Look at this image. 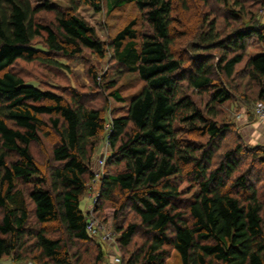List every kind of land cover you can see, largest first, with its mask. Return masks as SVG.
<instances>
[{
  "label": "trees",
  "instance_id": "1",
  "mask_svg": "<svg viewBox=\"0 0 264 264\" xmlns=\"http://www.w3.org/2000/svg\"><path fill=\"white\" fill-rule=\"evenodd\" d=\"M98 1L69 0L67 11L43 24L39 15L54 11L47 1L34 7L31 0H0V262L87 264L73 250L93 240L90 208L100 220L109 206L117 244L129 248L140 230L146 237L137 252L123 257L125 264H166L173 253L180 264H264V177L254 174L264 168V146H247L239 132L234 148L216 157L230 129L218 125V107L236 96L248 107L264 105V23L230 25L225 36L205 16L207 30L188 44V60L174 50L176 38L185 35L175 29V0H106L108 16L138 10L109 41L78 14L83 5L101 13ZM198 1L228 9L231 0ZM229 14L238 24L239 14ZM253 38L259 52L250 55ZM85 51L99 58L111 51L119 74L144 86L108 127L107 105L93 107L78 91L64 97L42 90L12 71L34 61L68 71L53 55L72 59ZM88 72L111 99L126 103L115 80L104 76L101 82L92 67ZM241 82L249 93L240 96L235 87ZM187 90L209 94L205 111ZM47 128L56 141L44 171L32 146L42 145ZM106 130L105 173L85 213L82 198L93 191L91 165ZM191 135L208 143L186 138ZM247 160L251 166L244 171ZM187 168L199 191L185 203L176 180ZM129 212L136 219L124 225ZM97 247L92 264H104L103 246Z\"/></svg>",
  "mask_w": 264,
  "mask_h": 264
},
{
  "label": "rangeland",
  "instance_id": "2",
  "mask_svg": "<svg viewBox=\"0 0 264 264\" xmlns=\"http://www.w3.org/2000/svg\"><path fill=\"white\" fill-rule=\"evenodd\" d=\"M46 1L53 7L54 11L43 12L39 15L38 19L43 24H49L52 20H54L56 12H65L70 8L69 0H31L34 7L42 6ZM98 2H101L104 7V10L101 13L95 12L90 6L83 5L79 9L78 14L96 30L98 38L102 41H109L110 36H114L122 27L127 25L138 14V10L134 7H127L116 10L108 16L106 14L105 7L106 0H99ZM174 2L175 11L173 16L177 19L175 29L178 33L185 34L182 37L176 38L174 50L178 55H181L188 60H190L191 57L186 53V50L189 47L188 44L196 41V36L202 31V29L207 30V28H204L206 25L204 23L205 16H208L207 22L215 20L218 30H220V32L225 36L230 35V31L228 30L230 25L233 26L231 29H234L238 28V26L242 24L256 25L257 22L261 21L264 23V5L262 2H258L257 0H231L228 9L216 2H212L209 5H204L198 0H175ZM184 2H186L187 5L184 4ZM235 3L239 5H236ZM230 12L239 14L238 24H235L234 20H232L231 15L229 14ZM250 41L249 45L251 47L248 49V53L251 55L259 52V47L256 45V38H253ZM37 42L40 43V41ZM53 57L60 63L66 65L69 70L63 72L61 69L50 67L40 61H34L32 63L20 62L13 67L12 71L22 77L26 83L33 84L42 90H49L58 95H63L64 97H68L72 91H78L84 94L87 102L93 107L102 109L105 108V105H107L108 109L107 111H104V118L107 122V126L110 125L113 115H124L126 113L128 103L132 97L138 94L144 87L140 80L133 79L131 77L129 78L125 73L119 74L118 65L113 61L111 51L107 56H105V58H99L89 51H85L81 56L72 59L60 55H53ZM243 66L244 64L239 67V72H242ZM91 67L95 69L99 80L101 78V82L104 76H108V82L112 80L117 82L116 87L125 98V104L116 103L106 92L97 87L88 72ZM215 81L217 84L220 82L218 79ZM235 88L240 96L241 94L249 93V91H246L245 83L243 82ZM107 92L109 93V91ZM187 94L192 97L199 109L203 111L206 110L207 104L210 101L209 94L204 93L199 95L192 90H187ZM238 97L239 96H236L233 100L218 107V110L220 111V115L217 118L218 125L221 127L229 125L230 129L226 132L227 134L225 136V140L222 142L220 141L221 147L220 150L217 151L216 157L220 156L219 154L224 153V151L232 150L234 148L236 142L239 141V132L241 135V142L245 143L247 146H264V127L262 128L260 126V128L255 123V120H257V117L255 116V108L259 103H249L248 107L242 102H239ZM248 108L251 110V113L249 114ZM243 114H248L247 120L242 119ZM45 120L48 121V118L45 117ZM108 134L109 131L106 130V132L101 136L98 151L94 155L93 163L91 165V171L94 173V176L101 170L100 160L105 159L106 165V160L109 157V148L107 143ZM186 138L192 139L193 141L195 140L196 143H208L207 138L198 139V137L194 135L186 136ZM41 140L42 145L39 146L34 144L32 146V150L40 167L44 171H47V164L50 160L52 148L56 141L54 131L48 128L45 129L41 134ZM217 162L218 159L216 160V164ZM250 164V160H247V162L242 165V170H248L251 166ZM214 167H216V165L212 166V168ZM103 172L105 173V167ZM254 174H256L257 177H264V168H256ZM176 184H178L180 188L181 199L185 201V203L192 199L199 191V185L194 182L193 176L188 168L182 176L177 178ZM93 186V191L87 193L82 198L81 209L85 213L88 211L92 203L91 197L96 196L100 189L98 182H95ZM122 217L123 215L120 216V221L122 220ZM135 219L136 218H134L129 212L128 219H124L122 221L124 222V225H126L129 222L135 221ZM100 221L104 223V227L107 232L114 234L116 241H118L119 235H117L115 229V222L117 221L114 219V209L107 206L102 218H100ZM31 227L34 228V230L37 229L34 224L31 225ZM92 237V242L84 245L81 244L73 250L74 252L79 251L82 255V262H86L87 264H92L96 258L98 254L97 244L103 246L106 254L108 253L107 250L109 248L112 250L111 245L105 240L104 232H98L97 234L92 235ZM145 242L146 237L143 235L142 230H140L129 248H122L119 243L117 246L119 253L128 259L131 254L133 252H137ZM2 262L5 264H24L15 262L12 258ZM26 264L32 263L28 262ZM166 264H180V260L176 253H173V255L171 254V257L167 260Z\"/></svg>",
  "mask_w": 264,
  "mask_h": 264
},
{
  "label": "built area",
  "instance_id": "3",
  "mask_svg": "<svg viewBox=\"0 0 264 264\" xmlns=\"http://www.w3.org/2000/svg\"><path fill=\"white\" fill-rule=\"evenodd\" d=\"M255 116L258 119H264V105L262 103H259L258 106L255 108ZM100 166H101V170L95 175V182H99L100 179L104 176L103 169L105 167V159L100 160ZM89 213L90 215L88 218V225H87L88 232L91 235L97 234L98 232H104L105 240L107 241L108 244L111 245L112 250L115 252L116 255L113 258L112 261L113 264H125L123 260V256L119 253L115 235L110 232H107L106 228L104 227V223L95 218V216L92 214L93 208L92 209L90 208ZM0 264H5V263L1 261Z\"/></svg>",
  "mask_w": 264,
  "mask_h": 264
},
{
  "label": "crops",
  "instance_id": "4",
  "mask_svg": "<svg viewBox=\"0 0 264 264\" xmlns=\"http://www.w3.org/2000/svg\"><path fill=\"white\" fill-rule=\"evenodd\" d=\"M248 114L247 115H244L243 114V117H242V119H245V120H247L248 118ZM257 120H255V123L260 127H264V119H259L258 120V118H256ZM260 127V128H261ZM263 130H264V128H263ZM112 248V247H111ZM109 250H111L110 248L107 250L108 251V253L106 254V252H105V257H106V260L104 261V264H113V258H114V256H116L115 255V252L113 251V250H111V251H109ZM6 264H8V263H6ZM24 264H26V263H24Z\"/></svg>",
  "mask_w": 264,
  "mask_h": 264
}]
</instances>
